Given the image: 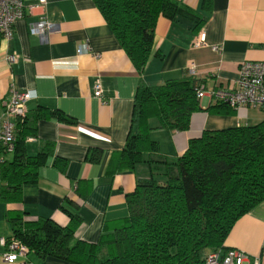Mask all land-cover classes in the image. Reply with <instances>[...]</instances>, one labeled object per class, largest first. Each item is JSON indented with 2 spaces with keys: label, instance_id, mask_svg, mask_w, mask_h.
<instances>
[{
  "label": "crops",
  "instance_id": "1",
  "mask_svg": "<svg viewBox=\"0 0 264 264\" xmlns=\"http://www.w3.org/2000/svg\"><path fill=\"white\" fill-rule=\"evenodd\" d=\"M177 1L204 21L192 31L196 19L186 12H178L173 19L158 16L152 52L142 73L92 0H46L31 12L25 9L9 40L0 37V107L10 98L12 88L31 90L35 96L26 100L25 116L35 135L25 139L26 148L29 155L46 152L37 181L23 187L19 201H0V238L12 234L7 210H17L24 212L27 221L49 218L61 226L75 213L80 218L75 238L96 242L106 223L128 214L126 195L138 182L163 178L165 166L157 159L170 161L182 155L189 140L204 130L264 120V110L256 108L241 107L229 114L205 111L218 103L207 91L234 85L242 61H264V0ZM37 2L24 0L25 5ZM41 15L53 24L46 41L29 32L30 23ZM200 31H204L207 45L194 47L192 41ZM84 41L90 52L78 53L77 47ZM214 45L220 50H212ZM11 52L18 59L9 66L4 59ZM191 63L196 69L191 77L206 90L197 97L202 110L191 114L187 130H151V138L158 143L157 152L150 155L153 162L115 170L111 158L126 140L138 82L158 86L190 76ZM97 78L104 101L92 94ZM11 156L0 151V161ZM224 247L245 252L243 264H253L255 259L264 264V200L237 219ZM4 249L0 245V253ZM19 259L7 263L0 258V264H68L33 251Z\"/></svg>",
  "mask_w": 264,
  "mask_h": 264
},
{
  "label": "trees",
  "instance_id": "2",
  "mask_svg": "<svg viewBox=\"0 0 264 264\" xmlns=\"http://www.w3.org/2000/svg\"><path fill=\"white\" fill-rule=\"evenodd\" d=\"M92 1L139 73L151 55L158 16L173 19L186 12L196 19L192 31L204 21L177 0ZM200 85L191 76L158 86L140 80L126 140L111 158L114 169L131 170L154 160L150 155L158 143L150 136L152 129L187 130L191 114L202 110L195 95ZM205 111L236 110L215 103ZM34 135L26 116L17 120L12 156L0 161L2 202H18L23 187L38 179L46 152L28 154L25 139ZM157 161L165 166L163 178L138 182L126 195L128 214L106 223L96 242L75 238L80 223L75 213L61 226L49 218L27 221L24 212L7 210L12 235L38 256L68 264H205L207 253L226 249L224 241L237 219L264 200V120L204 130L189 140L182 155Z\"/></svg>",
  "mask_w": 264,
  "mask_h": 264
},
{
  "label": "built area",
  "instance_id": "3",
  "mask_svg": "<svg viewBox=\"0 0 264 264\" xmlns=\"http://www.w3.org/2000/svg\"><path fill=\"white\" fill-rule=\"evenodd\" d=\"M46 0H38L35 4H24V0H0V37L9 40L14 32V24L23 18L25 9L32 11L37 6H42ZM53 28L45 15H41L36 21L30 23L29 32L37 35L42 41H46ZM207 45L204 31H200L193 39L192 46L201 47ZM214 51H219L220 46H211ZM77 52H90V46L84 41L77 47ZM18 55L11 52L5 55V62L11 66L17 62ZM190 76L196 75L195 65L191 63L188 68ZM10 98L0 107V151L4 154L14 150L15 131L17 120H22L27 112L25 102L34 97L31 90L11 89ZM206 90L200 85L196 91V97L200 98ZM218 103H225L235 109L249 107L264 110V61H242L238 66V77L234 85L225 88H214L207 91ZM95 98L103 99V87L99 78L95 79L92 88ZM104 101V99H103ZM28 137L27 140H31ZM0 245L4 251L0 253L1 260L7 263L19 262V258L25 257L31 250L12 234L6 238H0ZM247 254L234 248L218 249L205 256V264H243ZM255 259L253 264H258ZM24 263V262H23Z\"/></svg>",
  "mask_w": 264,
  "mask_h": 264
}]
</instances>
